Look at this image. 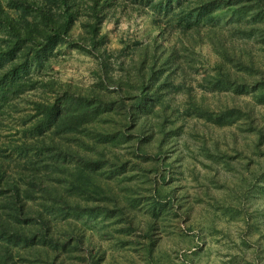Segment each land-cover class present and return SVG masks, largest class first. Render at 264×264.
Segmentation results:
<instances>
[{"label": "trees", "instance_id": "obj_1", "mask_svg": "<svg viewBox=\"0 0 264 264\" xmlns=\"http://www.w3.org/2000/svg\"><path fill=\"white\" fill-rule=\"evenodd\" d=\"M75 50L87 86L55 75ZM200 165L264 233V0H0V264H175L162 235Z\"/></svg>", "mask_w": 264, "mask_h": 264}, {"label": "rangeland", "instance_id": "obj_2", "mask_svg": "<svg viewBox=\"0 0 264 264\" xmlns=\"http://www.w3.org/2000/svg\"><path fill=\"white\" fill-rule=\"evenodd\" d=\"M127 12H130V9ZM135 24V19L124 13H120L115 19L107 20L102 26V33L109 37V48H118L120 39L132 36L135 32ZM205 55L207 59L212 57L207 52ZM58 62L59 64L55 65V75L61 80L84 86L94 81L97 62L85 52L70 51L66 57H59ZM198 169L199 178L190 177L188 180H181L180 184L186 187L190 199L194 202L188 212L191 219H188V215L182 211L170 218L167 232L162 235L164 250L169 252L175 264H262L263 261L254 259L255 246L260 241H264L261 224L256 225L257 228L252 225V230L251 228L249 230L255 231L256 237L249 239L246 234L249 230H246V222L242 221L243 218L237 220V216L225 214L222 209H217L223 204L219 201L223 200L228 189L225 183L219 182L218 187H212V194L205 193L202 178L207 169L203 165ZM208 203L214 205L210 206ZM207 208L214 209L207 210ZM214 214L216 218L214 226L204 222L205 218H212ZM194 216L199 218L192 219ZM190 223L193 224V229L188 231ZM199 236L202 239H198ZM134 251L133 249L128 253H137Z\"/></svg>", "mask_w": 264, "mask_h": 264}]
</instances>
